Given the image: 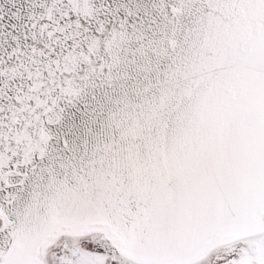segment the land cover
Segmentation results:
<instances>
[{"label": "snow or ice", "instance_id": "6c2138e0", "mask_svg": "<svg viewBox=\"0 0 264 264\" xmlns=\"http://www.w3.org/2000/svg\"><path fill=\"white\" fill-rule=\"evenodd\" d=\"M0 264H264V0H0Z\"/></svg>", "mask_w": 264, "mask_h": 264}]
</instances>
